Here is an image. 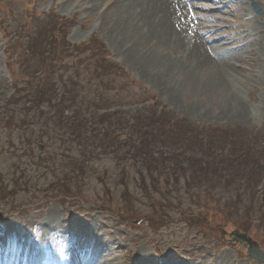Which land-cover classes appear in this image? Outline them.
<instances>
[{
	"label": "rangeland",
	"instance_id": "1",
	"mask_svg": "<svg viewBox=\"0 0 264 264\" xmlns=\"http://www.w3.org/2000/svg\"><path fill=\"white\" fill-rule=\"evenodd\" d=\"M209 1L214 0L193 4L204 8ZM256 1L261 15L247 0H215L217 10L211 13L188 8V40L199 37L202 50L210 49V59L199 64L181 57L192 50L185 44L163 46L133 30L138 21L126 0H0V248L19 244V258H27L26 264H42L54 248L58 264H94L93 259L96 264H259L234 240V232L247 234L264 250L262 191L249 219L244 205L232 200L243 182L241 172L230 180L202 169L199 178L188 175L186 182L171 175L166 181L158 167L149 179L126 148L115 154L95 148L82 157L75 140L50 128L41 120L42 110L30 105L35 101L29 89L42 78L33 72L46 68V57L27 52L34 43L41 49L45 34L52 36L48 24L60 20L62 30L53 32L56 42L63 36L70 44L94 39L105 47L109 61L124 69L125 76H111L108 85L96 88L113 105L107 112L118 109L128 120L138 112L148 115L153 110L148 98L154 97L159 109L193 125L250 135L244 145L264 154V0ZM120 19L134 25L131 35L118 32ZM84 62L102 67L101 59ZM19 63L30 75L24 78L26 87H17L21 94L11 86ZM56 73L55 87L75 80L67 72ZM80 87L92 99L88 90L96 86ZM59 135L70 139L62 148ZM126 137V132L119 137L123 146ZM245 163L248 168L250 160ZM237 166L233 162L230 168ZM224 183L233 190L225 192ZM246 226L250 230L242 231Z\"/></svg>",
	"mask_w": 264,
	"mask_h": 264
},
{
	"label": "trees",
	"instance_id": "2",
	"mask_svg": "<svg viewBox=\"0 0 264 264\" xmlns=\"http://www.w3.org/2000/svg\"><path fill=\"white\" fill-rule=\"evenodd\" d=\"M60 22V20L54 19L52 23L48 24L52 36L45 37V34L41 42L43 44L41 49L37 48L38 43L31 44L27 49L30 57L37 59L46 57L43 61L46 68L33 72L34 76L40 75L42 78L38 80L36 87L29 89L33 93L31 101H35L30 105H37L42 110L40 111L41 120L51 123L50 128L57 132L62 131V134L65 133L71 140H75L82 157L87 153H92L95 148L101 152L114 154L126 148L127 154L131 153L133 158L143 164L149 179H154L155 170L158 167L161 171L158 175H163L166 181L173 175L177 180L186 178L187 182L188 175L199 178V171L202 169L206 173L210 172L212 176L225 177L230 180L241 172L243 182L236 186L233 194L235 197L231 198L235 201L234 205L240 207L244 205L246 217L251 219L250 212L255 207L253 205L255 197L262 191V198L258 196V203L260 206H264V154L262 149L261 151L256 150V152L244 145L250 135L242 132L237 135L227 134L229 128L193 125L183 118L174 116L165 107L159 109L154 97L148 98L153 108L148 115L138 112L128 120L125 119L126 115L118 109L107 112L113 105L106 104L108 103L105 100L107 97L104 98L103 95L106 92H100L96 88L108 85L111 76L113 78L125 76L124 69L111 63L105 47L94 39L80 44H70L63 36L61 41L56 42L53 32L62 30ZM5 53L9 55V60L13 58L8 53V47ZM93 58L101 59L102 67L89 65L85 62L86 65H83L85 59ZM66 59H72V62L69 63V60ZM16 65V71L11 73L15 79L12 87L17 88L20 85L26 87L29 80L24 81V78L30 77L27 74L28 69L23 63ZM17 71L18 73L15 74ZM56 71L67 72L68 78L75 80H71L70 83L63 80L61 87H55L58 78ZM74 73L76 76L73 75ZM67 84L72 87H67ZM84 84L96 86L90 87L88 90V94L92 93L93 95L90 100L87 93H82L81 88L83 87L80 86ZM21 89L17 88L16 93L21 94ZM112 89L114 91L125 90L124 87L110 88V90ZM20 103L21 101L16 105ZM25 104H29V102ZM123 132L127 133V137L124 139L125 146L121 144L119 138ZM190 135H193V138H189ZM59 136L63 142L62 148L66 143L64 141L70 139ZM205 139L208 140L206 144L203 143ZM207 145L210 146L206 148ZM164 153L167 154V159ZM248 160L250 163H247L248 168H246L244 163ZM233 162H238L235 169L230 168ZM224 185L225 192H229L233 188L229 183H224ZM207 188L205 187V189ZM205 193L211 195V192ZM162 204L159 205L160 208L163 206ZM260 217L264 219V214L262 213ZM244 229L242 231H249L250 227L246 226Z\"/></svg>",
	"mask_w": 264,
	"mask_h": 264
},
{
	"label": "bare ground",
	"instance_id": "3",
	"mask_svg": "<svg viewBox=\"0 0 264 264\" xmlns=\"http://www.w3.org/2000/svg\"><path fill=\"white\" fill-rule=\"evenodd\" d=\"M196 1L200 2L204 0H192L191 2H196ZM248 1L250 0H247V2ZM251 1H255V0H251ZM126 4L129 6L131 10L134 11L139 27L136 29L133 28L134 25H130L129 27V25H127L126 22L120 19V22L118 21L119 23L116 24H118L117 26L119 27L117 29L118 32L120 31L122 36H126V34L127 36H129V34L131 35L133 33V30H137V31L140 30L142 33L146 35V37L151 38V40L156 38L157 43L159 42V44H162L163 46H167L171 44V42H173V44L178 46V49L181 48L183 44L192 48V50L188 54L183 52L181 56L182 58L193 57L194 59H196V61L199 60L198 61L199 64H204L206 58L207 60L210 59V57L207 54V52L210 49L208 48L209 50H207V45H206V47L204 46V51L202 50L204 44H202V41L199 39V37L194 40H188V37L186 35L187 34L186 23L189 20L188 13H186V11L188 12V8H187L188 4L184 0H126ZM209 4L210 6L206 5V7L204 8L203 7L198 8L197 4L196 6L193 7L194 9H198V11L200 9L201 10L203 9L206 10V12H210V13L217 10V8L214 7L215 5L214 1H209ZM128 16L130 18V21H132V17L130 15ZM200 20L203 21L204 18L201 17ZM204 21L206 22V18ZM132 22L135 23L134 21ZM131 27L133 28L132 31L130 30ZM256 29H258L257 30L258 33L261 32L259 26H257ZM120 35L119 37H121ZM72 250H74V252H77L78 249L76 247H73ZM73 262L74 260L72 261V263ZM93 263L94 264L98 263V260L93 259ZM140 264H145V263H140Z\"/></svg>",
	"mask_w": 264,
	"mask_h": 264
},
{
	"label": "water",
	"instance_id": "4",
	"mask_svg": "<svg viewBox=\"0 0 264 264\" xmlns=\"http://www.w3.org/2000/svg\"><path fill=\"white\" fill-rule=\"evenodd\" d=\"M252 7L256 12H260L259 6L252 3ZM234 240L243 243V246L247 248V255L254 261L264 264V251L261 250L258 243L253 241L249 236L244 233L234 232Z\"/></svg>",
	"mask_w": 264,
	"mask_h": 264
}]
</instances>
